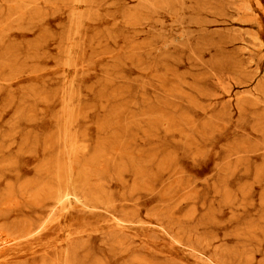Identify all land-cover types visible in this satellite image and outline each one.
<instances>
[{"label":"rangeland","instance_id":"1","mask_svg":"<svg viewBox=\"0 0 264 264\" xmlns=\"http://www.w3.org/2000/svg\"><path fill=\"white\" fill-rule=\"evenodd\" d=\"M258 87L264 0H0V264H40L83 226L12 241L46 203L6 196H53L57 168L149 223L126 230L132 252L86 225L79 264H206L189 255L201 241L209 259L264 264Z\"/></svg>","mask_w":264,"mask_h":264},{"label":"bare ground","instance_id":"2","mask_svg":"<svg viewBox=\"0 0 264 264\" xmlns=\"http://www.w3.org/2000/svg\"><path fill=\"white\" fill-rule=\"evenodd\" d=\"M74 1L77 4H81V3H84L85 0H74ZM190 11H191V9H190ZM254 92H256L257 95H261V94L264 95V87H258V89H256ZM248 93L251 96H256V95H253V92H247V94ZM77 145L76 146L71 145L72 149H74L73 147L77 148ZM82 149H83V147H82ZM82 149H81V152H82ZM73 153H75V152H73ZM85 153H87V152H85ZM77 155H79V154H77ZM58 169L59 168H57V172H56V176H55V179L57 182V190L53 196H45V197H41V196H6L7 200L9 201V202H7L8 205L13 203L14 200L16 201V199L23 201V203L27 206H36L37 204H45L46 203L45 210H46L47 214H46V217L44 219L37 220L35 222L34 221H25L24 222V224H26V226L28 224H36L37 225L36 230L34 232H28L26 230L25 225H24L25 227H22L21 229L18 228L19 227L18 225H16L17 226L16 228H14L15 225H13L12 229L10 228V230H9V234L11 235V238H13L12 241H15V243L17 242V243L22 244V245L27 244L29 239H33L34 237H39L42 232L47 230L48 226L52 224L51 222H57L60 224L61 227L67 226L66 228L73 227L74 223H78L80 225L83 223V226L81 225L82 227H79L77 231L67 230V235H66V239H65L66 244H67L66 247H64V246H53V247L47 246L43 249L42 253L35 254L33 257H35L36 255H40V264H79L78 260L80 258L78 259L77 252L79 251V249L82 248V246H84V244L80 245L78 243V242L83 243L81 241V239L78 237L82 233H86V231H87V230H85L86 225L87 226L91 225L93 227L92 232H95V233L102 232V233L106 234V236L108 238V242L112 241L114 243V245L118 247L119 251L123 250L125 252H132L131 248L133 245L136 244V241L134 240L135 237L127 236L126 230L130 229L129 226H132V227L133 226H139V227L143 228V230H145L149 223L148 224L143 223L139 219V212H137L134 208H128L127 206H120V208H118L116 205V203L118 201L115 200V198L112 196H102V195L97 194V193H92L91 195H88L87 193H85V187H84L80 177H79V179H80V181H79V179L75 180L71 176H69L68 181H66V184H64V179H63V176L60 172L61 169L60 170H58ZM88 170H91V168ZM80 183H82V185H80ZM84 183H86V182H84ZM79 185L82 187H80ZM129 201L130 200L128 199V197L125 196V197H122L121 203L122 204H124L123 202L129 203ZM89 222H91V223H89ZM105 223L108 225L106 226V229L103 230L102 226ZM18 224H20V223H18ZM20 225L22 226V224H20ZM156 229L167 233L169 236V239L172 241L173 244L185 246V244H183V241H181V238L177 237L168 227L166 228L165 226L158 223ZM104 236L102 235V237H104ZM145 239L148 241L147 237ZM85 241H84V243L88 242V240H87V242H85ZM148 243H149V241H148ZM140 245H141V243H140ZM188 245H189L188 248L190 250L189 255L191 257H193L195 260H197L201 263H206V264H225L224 263L225 261L220 260L221 258L218 259L219 255L216 252L213 254V259H209L207 257L205 249L208 248L210 245L207 244L206 241L198 242V244L195 243V244H188ZM133 255L138 256L139 254L134 253ZM83 256H85V255H83ZM136 259H138V258H136ZM227 262H230V261H227ZM236 263L248 264V262L244 263L242 261L236 262ZM25 264H30V262L26 261ZM89 264H92V263H89ZM230 264H231V262H230ZM233 264H235V263H233Z\"/></svg>","mask_w":264,"mask_h":264}]
</instances>
